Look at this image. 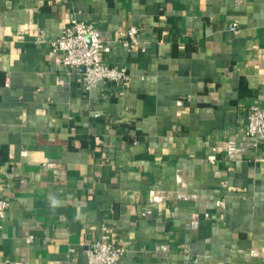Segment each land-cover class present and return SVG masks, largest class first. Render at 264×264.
Instances as JSON below:
<instances>
[{
	"label": "crops",
	"instance_id": "0c3cea01",
	"mask_svg": "<svg viewBox=\"0 0 264 264\" xmlns=\"http://www.w3.org/2000/svg\"><path fill=\"white\" fill-rule=\"evenodd\" d=\"M71 19L139 29L104 56L129 83L86 91L57 63ZM254 105L264 0H0V264H88L95 241L121 264H264Z\"/></svg>",
	"mask_w": 264,
	"mask_h": 264
},
{
	"label": "built area",
	"instance_id": "2783aa9c",
	"mask_svg": "<svg viewBox=\"0 0 264 264\" xmlns=\"http://www.w3.org/2000/svg\"><path fill=\"white\" fill-rule=\"evenodd\" d=\"M230 29L237 33V23H233ZM37 41H45L43 29L38 30ZM115 42H120L128 50L139 48V29L132 27L126 32H121L118 39L107 41L92 24L71 19L62 35L51 45L57 54V63L71 70L83 69L81 83L86 91H90L100 83L126 85L130 82L131 77L126 68L109 65L104 60V56L110 53ZM246 134L253 138L264 136V105H254L250 108ZM9 207L10 203L0 189V219L5 218ZM85 252L88 264H121L124 249L108 242L95 241L86 245Z\"/></svg>",
	"mask_w": 264,
	"mask_h": 264
}]
</instances>
